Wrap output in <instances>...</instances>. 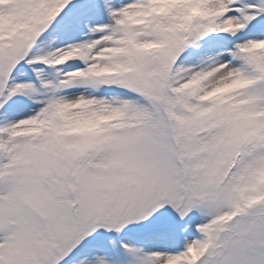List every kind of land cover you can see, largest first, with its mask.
Wrapping results in <instances>:
<instances>
[{"label": "snow or ice", "instance_id": "6c2138e0", "mask_svg": "<svg viewBox=\"0 0 264 264\" xmlns=\"http://www.w3.org/2000/svg\"><path fill=\"white\" fill-rule=\"evenodd\" d=\"M0 264H264V0H0Z\"/></svg>", "mask_w": 264, "mask_h": 264}]
</instances>
